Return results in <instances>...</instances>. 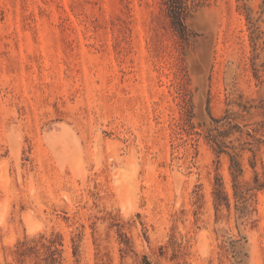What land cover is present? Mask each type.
Listing matches in <instances>:
<instances>
[{"label": "rangeland", "instance_id": "rangeland-1", "mask_svg": "<svg viewBox=\"0 0 264 264\" xmlns=\"http://www.w3.org/2000/svg\"><path fill=\"white\" fill-rule=\"evenodd\" d=\"M189 3L0 0V264H264V0Z\"/></svg>", "mask_w": 264, "mask_h": 264}, {"label": "trees", "instance_id": "trees-1", "mask_svg": "<svg viewBox=\"0 0 264 264\" xmlns=\"http://www.w3.org/2000/svg\"><path fill=\"white\" fill-rule=\"evenodd\" d=\"M189 2L192 4L193 0H162V4L170 20V24L180 38L181 42L184 44H188L191 37L194 36V33L188 28L186 24V17L188 16L190 10ZM36 246L37 245L34 244L33 246L26 247V243L21 242L17 252L20 255H24L27 250H36ZM54 253V251H50L49 258L51 264H56L57 262Z\"/></svg>", "mask_w": 264, "mask_h": 264}]
</instances>
